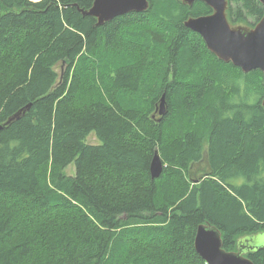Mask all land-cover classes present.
<instances>
[{
  "label": "trees",
  "instance_id": "16d2710c",
  "mask_svg": "<svg viewBox=\"0 0 264 264\" xmlns=\"http://www.w3.org/2000/svg\"><path fill=\"white\" fill-rule=\"evenodd\" d=\"M94 1L0 0V264H207L199 224L227 251L264 233L262 72L185 26L203 1L102 26L82 12ZM263 13L229 0L232 25ZM246 256L264 264V247Z\"/></svg>",
  "mask_w": 264,
  "mask_h": 264
},
{
  "label": "water",
  "instance_id": "95a60500",
  "mask_svg": "<svg viewBox=\"0 0 264 264\" xmlns=\"http://www.w3.org/2000/svg\"><path fill=\"white\" fill-rule=\"evenodd\" d=\"M180 1L188 5L203 1L210 6L213 10L211 14L191 16L184 22L185 26L200 34L207 48L224 62L233 63L245 73L260 70L264 84V13L254 26L232 25L228 19L229 0ZM259 1L264 7V0ZM149 7L150 0H95L90 9L82 12L84 15L95 17L97 25L102 26L124 14L143 13ZM20 113L11 120L19 118ZM165 113L166 101L163 100L159 106V114ZM163 166L164 161L156 152L150 164L153 179L161 175ZM256 235L240 238L237 242L238 250L227 251L223 247L221 231L216 226L200 224L195 236V248L207 264H254L246 253L260 248L254 242Z\"/></svg>",
  "mask_w": 264,
  "mask_h": 264
},
{
  "label": "rangeland",
  "instance_id": "374dc122",
  "mask_svg": "<svg viewBox=\"0 0 264 264\" xmlns=\"http://www.w3.org/2000/svg\"><path fill=\"white\" fill-rule=\"evenodd\" d=\"M87 141L89 143H92V144H97V143H100V140L98 139V137L96 136L95 133H92L88 136L87 138ZM204 156H206V153H204ZM75 171H76V166L74 163L70 164L67 168H66V173L67 174H70V175H74L75 174ZM254 242L257 246H260V247H264V233H260V234H257L255 237H254ZM238 250V249H237Z\"/></svg>",
  "mask_w": 264,
  "mask_h": 264
},
{
  "label": "bare ground",
  "instance_id": "6f19581e",
  "mask_svg": "<svg viewBox=\"0 0 264 264\" xmlns=\"http://www.w3.org/2000/svg\"><path fill=\"white\" fill-rule=\"evenodd\" d=\"M163 100L166 101V95H165V94L162 96L161 101H160V104L162 103ZM159 106H160V105H159ZM156 152H158V154H159V151H158V150H156L155 153H156ZM155 153H154V154H155ZM153 156H154V155H153ZM163 161H164V160H163ZM164 167H165V164H164V166H163V169H164ZM151 176H152V175H151ZM197 182H199V181H197ZM203 224H204V223H203ZM199 225H200V224H199ZM199 225H198V226H199ZM197 228H198V227H197Z\"/></svg>",
  "mask_w": 264,
  "mask_h": 264
}]
</instances>
